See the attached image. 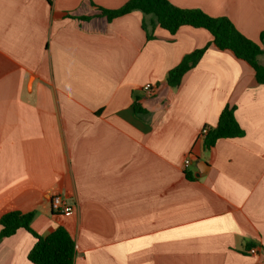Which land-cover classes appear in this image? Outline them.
Returning a JSON list of instances; mask_svg holds the SVG:
<instances>
[{
	"label": "crops",
	"instance_id": "1",
	"mask_svg": "<svg viewBox=\"0 0 264 264\" xmlns=\"http://www.w3.org/2000/svg\"><path fill=\"white\" fill-rule=\"evenodd\" d=\"M126 1L0 0V218L33 212L40 237L63 227L73 264H264V85L210 46L172 89L168 71L211 35L99 15ZM168 1L264 33V0ZM225 106L243 135L206 149L201 129ZM34 243L1 238L0 264H32Z\"/></svg>",
	"mask_w": 264,
	"mask_h": 264
},
{
	"label": "trees",
	"instance_id": "2",
	"mask_svg": "<svg viewBox=\"0 0 264 264\" xmlns=\"http://www.w3.org/2000/svg\"><path fill=\"white\" fill-rule=\"evenodd\" d=\"M97 9L99 15L108 21L132 11H139L149 17L151 27L157 26L172 35L181 26L202 28L211 35L209 44L185 55L179 64L168 71L166 83L172 89L179 86L183 75L197 64L210 46L219 51H229L236 58L246 62L252 68L257 83L264 85V66L258 63V57L264 50V33L260 34L259 43H256L243 36L226 17H211L199 9L179 8L168 0H127L118 9L107 10L100 7ZM142 28L146 31L147 39H151L152 35L148 32L144 20ZM133 109L139 115L145 113L136 98ZM233 111V107L225 106L219 114L216 126L208 128L203 136V145L206 149L212 148L219 139H232L243 135ZM186 177L193 179L189 173H186ZM33 216V212L12 211L4 214L0 218V239L13 235L18 229H24L35 238V243L27 256L32 264H73L75 246L68 232L63 227H57L47 236L40 237L30 228Z\"/></svg>",
	"mask_w": 264,
	"mask_h": 264
},
{
	"label": "built area",
	"instance_id": "3",
	"mask_svg": "<svg viewBox=\"0 0 264 264\" xmlns=\"http://www.w3.org/2000/svg\"><path fill=\"white\" fill-rule=\"evenodd\" d=\"M143 91L145 92H150L152 90V86L150 84H146L143 86ZM208 128L207 127H203L201 129V136L203 137L206 132H207ZM184 164L185 165H188L189 164V159L186 158L185 161H184ZM50 208H51V211L54 212V213H58V214H70L73 210V208L68 205L65 200L60 197L59 195H54L53 197H51L50 199ZM248 253L249 254H256V249L255 248H250L248 250Z\"/></svg>",
	"mask_w": 264,
	"mask_h": 264
}]
</instances>
